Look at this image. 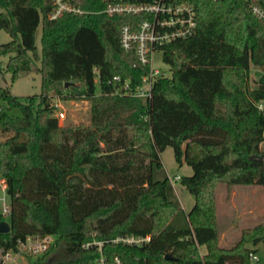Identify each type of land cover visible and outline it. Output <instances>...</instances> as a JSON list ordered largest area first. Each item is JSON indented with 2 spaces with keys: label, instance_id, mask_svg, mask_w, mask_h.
Listing matches in <instances>:
<instances>
[{
  "label": "trees",
  "instance_id": "obj_1",
  "mask_svg": "<svg viewBox=\"0 0 264 264\" xmlns=\"http://www.w3.org/2000/svg\"><path fill=\"white\" fill-rule=\"evenodd\" d=\"M80 7L87 13L52 20L53 0H0V29L11 38L0 57L10 80L38 74L41 83L25 102L0 93V175L11 204L0 248L39 235L55 243L31 264H248L247 245H264V220L229 249L219 247L215 192L264 188L256 161L264 156V23L246 0L198 1L195 33L163 48L170 76L155 78L143 100L114 94L111 80L133 89L148 74L120 46L119 27L131 17L98 13L101 0ZM250 65L262 72L252 90ZM55 97L88 100L90 122L60 126ZM17 109L18 117L7 112ZM166 147L192 170L179 179L195 199L188 212L161 164ZM147 236L139 247L114 242Z\"/></svg>",
  "mask_w": 264,
  "mask_h": 264
},
{
  "label": "built area",
  "instance_id": "obj_2",
  "mask_svg": "<svg viewBox=\"0 0 264 264\" xmlns=\"http://www.w3.org/2000/svg\"><path fill=\"white\" fill-rule=\"evenodd\" d=\"M105 7L98 13H105L109 16L127 15L131 19L121 25L119 41L120 46L126 52H133L136 61L143 66H148V74L141 78L142 82L135 88L130 87L128 80H121L115 76L111 80L115 82L114 94L141 98H150L155 78L163 76L158 68H153L152 57L155 52L163 54V48L173 41L185 40L192 36L197 28L196 3L200 0H101ZM217 1V0H214ZM252 15L264 23V0H246ZM81 0H53V9L49 16L56 19L66 14L77 16L87 13L80 7ZM63 103L59 98H52V116L59 121L66 119L62 110ZM264 108V101L259 102L258 110ZM1 110V108H0ZM178 177L169 179L173 185ZM7 180L0 175V216L2 221L9 222L11 215V204L8 193ZM150 237L134 238L126 237L117 239L114 242L122 244L142 246L149 242ZM55 243L52 236H27L18 241L14 248H0V264H18L26 258H37L47 251ZM101 246V243H98ZM87 244L84 247L88 248ZM264 249V248H263ZM249 263L258 262V256L253 250L248 253ZM99 264H108L103 258ZM109 264H122L115 259Z\"/></svg>",
  "mask_w": 264,
  "mask_h": 264
},
{
  "label": "rangeland",
  "instance_id": "obj_3",
  "mask_svg": "<svg viewBox=\"0 0 264 264\" xmlns=\"http://www.w3.org/2000/svg\"><path fill=\"white\" fill-rule=\"evenodd\" d=\"M11 40L10 36L0 29V44L7 43ZM35 47L38 52H41V31L40 26L36 29ZM7 57H0V93L7 91L11 96L15 97L21 102H25L28 97H33L40 93V76L34 74L28 77H22L11 82L10 73L6 69ZM153 68H158L164 77L170 76L169 66L163 61L161 52H155L152 57ZM261 69L250 65L248 71L247 87L252 90L257 87L258 80L261 75ZM96 81V93H98V81ZM1 106L5 109L6 103L2 102ZM66 119L59 121L60 126L66 125H87L90 122V102L88 100L73 101L69 100L63 103L62 110ZM10 116L18 117L19 110L7 111ZM5 136L0 135V142L4 140ZM160 161L164 167L166 175L177 181L173 183L174 194L181 202L180 205L185 211H189L195 202V199L188 193V191L181 185L179 179L181 177L191 176L192 170L190 167L182 163V166L174 159L173 149L166 147L160 154ZM233 194V195H232ZM216 209L215 216L217 218V228L219 233V247L229 249L237 241V233L232 235L229 243L220 242V232L224 230L231 216L238 220V228H246L257 223H263L264 216V188L258 185L249 186H233L227 189L224 185H219L215 192ZM247 247L251 250H257L258 262L255 264H264V245L258 244L252 247L250 244ZM201 255L206 253L205 247H200ZM35 259L28 257L26 260L18 264H31Z\"/></svg>",
  "mask_w": 264,
  "mask_h": 264
},
{
  "label": "crops",
  "instance_id": "obj_4",
  "mask_svg": "<svg viewBox=\"0 0 264 264\" xmlns=\"http://www.w3.org/2000/svg\"><path fill=\"white\" fill-rule=\"evenodd\" d=\"M232 188V187H231ZM230 188V189H231ZM228 189V188H227ZM233 195V194H232ZM180 204H181V202H180ZM182 206V205H181ZM183 209V208H182ZM183 211L184 212H187V211H185L184 209H183ZM263 216H264V211H263ZM239 222H238V220H236V219H234V216H231L230 217V219H229V221H228V223H227V226L224 228V230L222 231V232H220L221 234H220V242H224L225 244L226 243H229V241H231V238L230 237H232V235L234 234V233H236V232H238L237 233V238L239 239V237H240V235H241V231L242 230H244V229H246V228H244V227H242V228H238V226H239V224H238ZM258 224H261V223H257V224H254V225H252V226H248V227H253V226H256V225H258ZM237 239V240H238Z\"/></svg>",
  "mask_w": 264,
  "mask_h": 264
},
{
  "label": "water",
  "instance_id": "obj_5",
  "mask_svg": "<svg viewBox=\"0 0 264 264\" xmlns=\"http://www.w3.org/2000/svg\"><path fill=\"white\" fill-rule=\"evenodd\" d=\"M256 161H258V163L262 164L261 169L262 171H264V156H261L259 158L256 159ZM10 232V224L8 222H1L0 223V234H4V233H9ZM169 256L167 255L166 258H168Z\"/></svg>",
  "mask_w": 264,
  "mask_h": 264
}]
</instances>
